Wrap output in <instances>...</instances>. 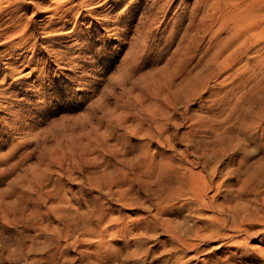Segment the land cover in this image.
<instances>
[{"label": "rangeland", "instance_id": "obj_1", "mask_svg": "<svg viewBox=\"0 0 264 264\" xmlns=\"http://www.w3.org/2000/svg\"><path fill=\"white\" fill-rule=\"evenodd\" d=\"M217 1L0 0V264H264V32Z\"/></svg>", "mask_w": 264, "mask_h": 264}, {"label": "bare ground", "instance_id": "obj_2", "mask_svg": "<svg viewBox=\"0 0 264 264\" xmlns=\"http://www.w3.org/2000/svg\"><path fill=\"white\" fill-rule=\"evenodd\" d=\"M185 1V0H184ZM209 1V0H208ZM235 1H237V0H235ZM229 1L228 0H218L217 1V3H215L214 4V6L216 7L217 6V8L215 9L216 10V12H215V14L217 15V20L219 21V23L222 25L223 23H227V22H231L232 23V28H234V34H233V37L234 38H232L237 44L239 43V46H240V50L238 51V52H243L242 50H244V51H247V50H249L250 49V47L251 46H253V44H254V39L256 38V37H258L259 36V34L262 32H264V24H261V23H258V22H256L254 25H250V26H245L243 23L247 20V18L245 17V16H242V14H241V11L239 10V4L237 3L236 5H234V6H231V9H229V10H227V11H224V10H220L219 9V7L221 6L220 4H223V3H228ZM244 2V1H243ZM243 2H241L240 4L243 6ZM245 2H247L246 0H245ZM264 2V1H263ZM65 2H63V0H54V7H51V8H48V9H46V11L47 12H53L55 9L57 10L58 8H59V6L61 5V6H63V4H64ZM89 3V2H88ZM202 3V2H201ZM206 3L207 2H205V1H203V4L204 5H206ZM186 4V3H185ZM202 4V5H203ZM245 4V3H244ZM220 5V6H219ZM241 5H240V7H241ZM257 5H259V4H257ZM198 6V5H197ZM196 6V7H197ZM200 6V5H199ZM219 6V7H218ZM224 6V5H223ZM164 7V6H163ZM188 7H190V9H191V6H188ZM226 7H227V5H226ZM258 7V6H257ZM24 8V7H23ZM198 8V7H197ZM246 8V9H245ZM245 10H244V12L245 11H247V13L250 11L249 10V5L246 3V5H245ZM256 8V7H255ZM189 9V10H190ZM201 9V8H200ZM253 9H254V7H253ZM170 10V9H169ZM187 10V9H186ZM188 10V11H189ZM196 10V9H195ZM202 10V9H201ZM204 10V9H203ZM206 10V9H205ZM204 10V11H205ZM64 11V10H63ZM183 11V10H182ZM197 11V10H196ZM204 11H203V13H204ZM59 12V11H58ZM163 12H164V10H163ZM168 12V11H167ZM185 12V11H184ZM69 13H71V12H69ZM181 13V12H180ZM246 13V12H245ZM253 13H255V12H253ZM67 14V13H66ZM183 14V13H182ZM208 14V13H207ZM1 15V14H0ZM186 15V14H185ZM199 15V14H198ZM210 15V14H209ZM248 15H249V13H248ZM252 15V14H251ZM211 16H213V17H215L213 14L211 15ZM250 16V15H249ZM187 17H188V15H187ZM201 17H203V16H201ZM212 17V18H213ZM186 18V17H185ZM199 18V17H198ZM15 19V18H14ZM177 19H179V17L177 18ZM190 19V18H189ZM210 19V18H209ZM214 19V18H213ZM253 19V18H252ZM251 19V20H252ZM201 20V19H200ZM16 21V20H15ZM194 21V20H193ZM204 21H206V20H204ZM258 21V20H257ZM174 24H175V22L174 21H172ZM192 22V21H191ZM194 22H196V21H194ZM211 22H213V20L211 21ZM66 23V22H65ZM65 23L64 22H62V25H61V28H63L64 26H65ZM180 23V22H179ZM183 23V22H182ZM16 24V23H15ZM199 24V23H198ZM198 24H194L195 25V27H196V25L198 26ZM204 24V23H203ZM193 25V26H194ZM202 25V24H201ZM13 26H14V24H13ZM26 26V25H25ZM193 26H191V27H193ZM206 26V25H205ZM231 26V25H230ZM216 27V26H215ZM219 27V26H218ZM217 27V28H218ZM173 28V27H172ZM178 28V27H177ZM214 28V27H213ZM226 28V27H225ZM171 29V28H170ZM179 29V28H178ZM178 29H176V30H178ZM203 29V28H202ZM16 30H19V31H16V33L17 34H19V35H25L26 34V28H24V27H22L21 28V30L20 29H17L16 28ZM175 30V31H176ZM197 30V29H196ZM172 31V30H171ZM207 31V30H206ZM212 31V30H211ZM211 31H210V34H212L213 33V31H212V33H211ZM173 32H174V29H173ZM215 32V31H214ZM222 32V31H221ZM220 32V33H221ZM170 33V32H169ZM219 33V34H220ZM174 34V33H173ZM178 34V33H177ZM171 35V34H170ZM176 35V34H175ZM174 35V36H175ZM26 36V35H25ZM211 36V35H210ZM11 37H13L12 35H11ZM10 37V38H11ZM29 37V36H28ZM176 37V36H175ZM174 37V38H175ZM55 38V37H54ZM172 39H173V37H171ZM209 39V38H208ZM216 39V38H215ZM213 40V39H212ZM215 41L216 40H214V43H215ZM221 41V40H220ZM235 43V44H236ZM231 45H233V44H231ZM233 47V46H232ZM231 51H232V49H231ZM210 186V185H209ZM204 196V195H203ZM201 198H202V196H201ZM202 200H203V198H202Z\"/></svg>", "mask_w": 264, "mask_h": 264}]
</instances>
